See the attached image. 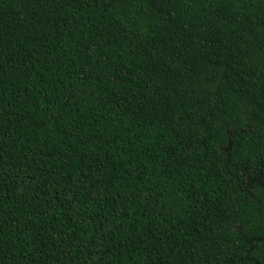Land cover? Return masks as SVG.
<instances>
[{
  "label": "trees",
  "instance_id": "trees-1",
  "mask_svg": "<svg viewBox=\"0 0 264 264\" xmlns=\"http://www.w3.org/2000/svg\"><path fill=\"white\" fill-rule=\"evenodd\" d=\"M0 264H264V0H0Z\"/></svg>",
  "mask_w": 264,
  "mask_h": 264
}]
</instances>
